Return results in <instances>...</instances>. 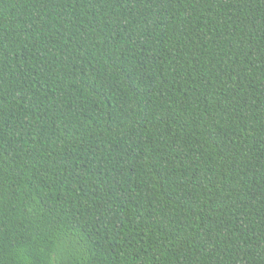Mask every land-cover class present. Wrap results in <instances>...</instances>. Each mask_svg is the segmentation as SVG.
I'll return each mask as SVG.
<instances>
[{
	"label": "trees",
	"instance_id": "trees-1",
	"mask_svg": "<svg viewBox=\"0 0 264 264\" xmlns=\"http://www.w3.org/2000/svg\"><path fill=\"white\" fill-rule=\"evenodd\" d=\"M49 260L264 264V0H0V264Z\"/></svg>",
	"mask_w": 264,
	"mask_h": 264
},
{
	"label": "clouds",
	"instance_id": "clouds-1",
	"mask_svg": "<svg viewBox=\"0 0 264 264\" xmlns=\"http://www.w3.org/2000/svg\"><path fill=\"white\" fill-rule=\"evenodd\" d=\"M56 252H57V257L61 256L63 253H64V249H63V246H59L57 249H56ZM49 264H53V261L52 260H49Z\"/></svg>",
	"mask_w": 264,
	"mask_h": 264
}]
</instances>
